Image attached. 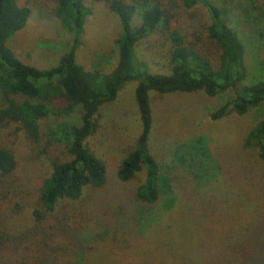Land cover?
Returning <instances> with one entry per match:
<instances>
[{"label":"trees","instance_id":"16d2710c","mask_svg":"<svg viewBox=\"0 0 264 264\" xmlns=\"http://www.w3.org/2000/svg\"><path fill=\"white\" fill-rule=\"evenodd\" d=\"M91 1L105 3L122 25L117 39L119 58L116 66L108 72L88 70L77 60L86 21L93 12ZM248 1L256 9L264 5V0ZM223 2L57 0L52 14L59 20L63 33L69 39V46L57 64L39 68L21 60L7 44L15 33L25 27L31 9L19 5L18 0H0V264H39L35 260V252L48 249L53 253L56 251V254L44 259L42 264H61V261L63 264V260L70 261L66 264H79L86 258L87 248L79 250L76 259L69 255L63 259L65 253L56 249V245L62 247L55 243L57 233L53 231L54 227L65 223L72 226L67 221L69 217L66 212L57 208L62 200L81 199L86 188H100L106 183L107 164L92 150L88 141L98 128L100 108L114 101L129 81H140L136 88V100L142 130L134 147L120 162L117 172L119 178L125 181L144 173V181L137 188V198L154 203L164 193L170 192L174 174L168 171L172 164L173 167L183 165L200 182L215 176L208 144L203 136L179 141L172 163H160L150 149L154 123L150 92L203 90L215 96L232 91L224 104L212 113L214 119L230 111L244 114L264 104V79L244 82L248 76L246 45L237 27L235 14L229 4ZM196 6L208 10L210 23L203 27L202 32H183L181 23H175L178 8ZM137 17L141 19L140 22H136ZM151 34H160L163 44L168 45L170 73L149 71V61L138 55V44ZM209 46L214 48L206 50ZM213 60H218L217 64ZM67 117L72 119L65 120ZM52 118L54 125L44 132L43 122ZM22 135L36 143L41 148L40 155H46L50 163V170L41 186L33 189L42 207L34 209V221L40 223L48 211H55L49 233L37 227L24 231L19 223L31 190L29 181L19 171L21 160L13 149ZM246 143L259 149L264 163V118L249 131ZM215 202L214 208L212 204L211 208L207 207L212 210L210 214H214L212 218L204 215L203 211L205 226L194 235V240L203 234L227 243L220 254L211 256L209 253L205 256L202 252L195 257L188 255L183 248L174 246L173 241L169 240V235L176 233L174 229L163 226L159 233L165 235L159 236L156 243L162 248L163 257L172 254L173 261L182 264H187L190 259L194 261L191 264H264V253L254 251L259 245L264 251V216L256 213L257 217H254L252 211L245 208L233 212L223 206L222 200L218 204L215 198ZM78 208L81 216H85L87 208L84 205ZM227 210L230 214H226ZM255 218H258L256 230L263 242L254 245V248L253 245L249 246L252 257L235 259V254L246 245L242 238L247 233V222ZM129 231V227L124 231V243L129 240L130 235H126ZM98 235L104 239L110 234L105 226L101 227ZM186 242L188 240L185 238L183 243Z\"/></svg>","mask_w":264,"mask_h":264},{"label":"rangeland","instance_id":"374dc122","mask_svg":"<svg viewBox=\"0 0 264 264\" xmlns=\"http://www.w3.org/2000/svg\"><path fill=\"white\" fill-rule=\"evenodd\" d=\"M218 1H224L231 7L246 45L248 76L244 82L264 79V5L256 9L248 0ZM18 3L29 7L31 16L25 27L15 33L7 44L24 62L39 68L52 67L69 46V39L63 33L59 20L52 14L57 7V0H18ZM90 5L93 12L87 18L77 60L88 70L108 72L116 66L119 58L117 39L122 32L121 21L105 3L91 1ZM178 13L175 23L180 22L182 31H188L189 34L194 30L202 32L203 27L210 23L208 10L202 6L189 9L179 7ZM140 21L137 17L136 22ZM213 48L209 46L206 50ZM167 49L168 45L163 44L160 34H151L137 46L139 57L150 63L148 70L157 73L171 72ZM213 61L215 64L218 62ZM139 82H127L114 101L100 108L98 128L88 141L92 150L107 164L106 183L100 188H86L81 199H65L58 205L57 210L66 212L69 217L67 221L72 225L67 226L65 223L53 229L57 233L55 243L62 247L56 245V249L65 253L63 259L67 255L76 259L79 250L87 248L86 258L79 264H182L173 261L172 254L163 257L162 248L156 244L162 235L159 233L161 227L174 229L176 237L169 235V240L173 241L174 246L183 248L186 254L195 257L204 252L205 256L209 253L217 256L227 243L203 234L194 240V235L205 226L203 211L209 218L214 216L207 207L211 208L210 204L215 207V198L218 204L222 200L223 206L233 212L245 208L252 211L254 217H257L256 213L264 216V163L259 156V149L246 143L249 131L264 118V104L244 114L230 111L221 118H212V113L224 104L232 91L215 96L203 90L150 92L154 110L150 149L160 163H172L179 141L203 136L208 144L212 170L216 173L212 179L200 182L183 165L175 164L177 166L173 167L172 164L168 171L174 174L170 192L164 193L154 203L137 198V188L144 181V173L125 181L119 178L117 170L141 134L142 121L136 100ZM70 119L67 117L65 120ZM54 121L52 118L43 122V131H48ZM35 144L22 135L13 146L21 160L19 171L31 187L19 223L24 231L37 227L49 233L55 211H46L45 219L40 223L34 221V209L42 207L33 189L41 186L50 170L49 160L46 155H40L41 148ZM80 205L87 208L85 216H81ZM228 212L226 214H230ZM256 220L258 218L248 220L247 233L242 238L246 245L235 254V259L252 257L249 246L253 245L254 248V245L264 241H260L262 236L256 230ZM105 226L110 235L101 239L98 233ZM128 227L130 231L126 235L130 236L124 243V231ZM185 238L188 242L183 243ZM254 251L264 253L261 245ZM35 254L36 262L42 264L56 251L53 253L48 249ZM68 262L63 260V264ZM193 262L190 259L187 264Z\"/></svg>","mask_w":264,"mask_h":264}]
</instances>
